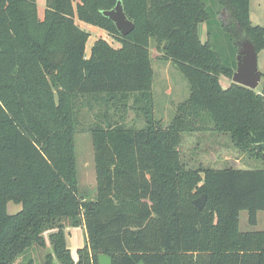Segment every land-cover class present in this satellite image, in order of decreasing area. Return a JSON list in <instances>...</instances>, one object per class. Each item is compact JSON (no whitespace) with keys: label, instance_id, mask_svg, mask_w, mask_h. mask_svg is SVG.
<instances>
[{"label":"trees","instance_id":"16d2710c","mask_svg":"<svg viewBox=\"0 0 264 264\" xmlns=\"http://www.w3.org/2000/svg\"><path fill=\"white\" fill-rule=\"evenodd\" d=\"M117 1L45 0L41 17L37 0H0V264H20V255L47 241L43 264H97L99 248L113 264H264V230L238 227L240 211L250 225L264 211V82L260 91L232 81L223 87L235 53L225 62L215 41L200 39L199 24L215 17L209 2H216L231 15L222 28L229 43L237 50L235 42L248 38L257 53L264 26L250 23L249 0H120L134 23L122 36L103 14ZM77 21L118 45L98 38L86 55L89 33ZM151 38L189 87L167 126L153 117ZM131 94L145 125L91 129L97 183L86 200L74 154L78 98ZM208 129L263 167L187 168L181 133ZM10 201L17 212L8 213ZM79 226L86 243L74 259L65 229Z\"/></svg>","mask_w":264,"mask_h":264},{"label":"rangeland","instance_id":"374dc122","mask_svg":"<svg viewBox=\"0 0 264 264\" xmlns=\"http://www.w3.org/2000/svg\"><path fill=\"white\" fill-rule=\"evenodd\" d=\"M213 14L211 17L199 24V36L203 41L209 37L215 41L222 59L227 62L231 55L235 53L236 67L238 49L229 43L227 34L223 33V26H231V15L229 11L223 10L216 2H209ZM45 0L38 1V14L43 16ZM249 21L252 25L264 26V0H249ZM218 22V24H216ZM86 25L92 26L85 23ZM222 26V27H221ZM89 39L86 44V53L90 52V47L94 40L104 38L112 46H117L118 42L106 31L93 26L86 27ZM209 31V32H208ZM221 31V32H220ZM226 34V35H225ZM235 37V36H233ZM241 40V39H239ZM237 40V41H239ZM149 52L151 66L153 69L152 94H153V117L160 122V125L167 126L176 113L177 105L185 100L189 94L187 80L179 70L169 60L161 58V52L157 50L153 38L150 39ZM257 67L264 72V49L257 53ZM220 83L226 87L231 79L220 76ZM264 78L260 79L255 88L260 91ZM108 97V96H107ZM94 100L93 98L80 97L78 105L74 110V154L76 175L78 181L79 195L86 200L93 199L96 195V171L95 152L92 144L91 129L96 126L107 124H123L126 127L140 128L145 125L144 114L139 103L133 102V94L125 100L119 96ZM125 101V102H124ZM206 122L211 123L206 118ZM179 156L182 163L189 169L197 168H238V169H260L263 167L261 159L250 155L247 151H242L234 146L231 139L226 134H220L212 130L186 131L181 133V142L178 147ZM20 209V204L12 201L7 204L8 213H15ZM238 227L240 231H260L264 230V211H257L256 224L250 225L248 213L245 210L239 212ZM67 227L66 240L71 251V256L77 259V249L86 243V232L83 226L72 229ZM76 228V227H74ZM49 231L45 232V236ZM52 251V247L47 241L45 248L32 247L27 253L20 255L17 260L25 264L24 258L32 257L33 264H43L44 256ZM56 264H59L55 260Z\"/></svg>","mask_w":264,"mask_h":264},{"label":"water","instance_id":"95a60500","mask_svg":"<svg viewBox=\"0 0 264 264\" xmlns=\"http://www.w3.org/2000/svg\"><path fill=\"white\" fill-rule=\"evenodd\" d=\"M103 14L111 19L117 30L125 36L134 29V23L126 16L121 1L118 0L112 9L104 10ZM238 47L237 67L234 70L231 81L245 87L255 89L264 77V72L257 67V51L254 43L244 38L235 42ZM206 202V195L202 194L193 200L197 209H202ZM97 264H113L112 257L105 253L102 248L98 249Z\"/></svg>","mask_w":264,"mask_h":264},{"label":"crops","instance_id":"0c3cea01","mask_svg":"<svg viewBox=\"0 0 264 264\" xmlns=\"http://www.w3.org/2000/svg\"><path fill=\"white\" fill-rule=\"evenodd\" d=\"M38 1L39 0H37V5H38ZM42 17V16H41ZM77 24L79 25V27H81L82 29H84V30H86V31H88V29L86 28V27H89V28H92L93 26H89V25H86L85 23H83V22H80V21H77ZM96 28V27H95ZM89 53H86V55H88ZM77 228H80V226L79 227H76V228H72V229H77Z\"/></svg>","mask_w":264,"mask_h":264}]
</instances>
